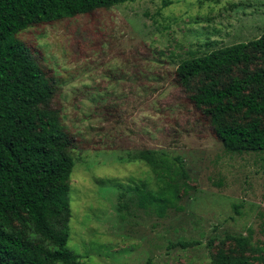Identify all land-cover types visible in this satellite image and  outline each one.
I'll use <instances>...</instances> for the list:
<instances>
[{
  "label": "rangeland",
  "instance_id": "obj_1",
  "mask_svg": "<svg viewBox=\"0 0 264 264\" xmlns=\"http://www.w3.org/2000/svg\"><path fill=\"white\" fill-rule=\"evenodd\" d=\"M263 30L264 0H130L18 34L56 79L53 107L76 137L68 247L81 264H213L222 246L240 253L233 235L264 248V153L226 150L176 81L183 58ZM143 149L187 171L164 216L139 204L138 189L158 187Z\"/></svg>",
  "mask_w": 264,
  "mask_h": 264
},
{
  "label": "trees",
  "instance_id": "obj_2",
  "mask_svg": "<svg viewBox=\"0 0 264 264\" xmlns=\"http://www.w3.org/2000/svg\"><path fill=\"white\" fill-rule=\"evenodd\" d=\"M128 1L0 0V264H81L68 247L76 137L53 107L56 79L18 34ZM176 81L192 92L226 150L264 153V30L257 38L183 58ZM240 113L241 121L227 119ZM137 157L158 178L156 190L138 189L139 204L164 216L176 207L187 171L180 157L176 164L158 150L143 149ZM229 238L240 253L222 246L213 264H264V248L250 237Z\"/></svg>",
  "mask_w": 264,
  "mask_h": 264
}]
</instances>
